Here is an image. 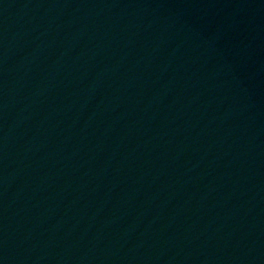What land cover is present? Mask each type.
<instances>
[{"label": "water", "instance_id": "95a60500", "mask_svg": "<svg viewBox=\"0 0 264 264\" xmlns=\"http://www.w3.org/2000/svg\"><path fill=\"white\" fill-rule=\"evenodd\" d=\"M0 264H264V0H0Z\"/></svg>", "mask_w": 264, "mask_h": 264}]
</instances>
